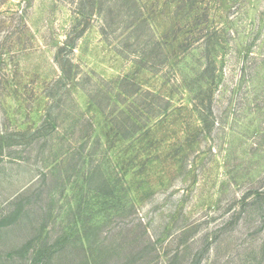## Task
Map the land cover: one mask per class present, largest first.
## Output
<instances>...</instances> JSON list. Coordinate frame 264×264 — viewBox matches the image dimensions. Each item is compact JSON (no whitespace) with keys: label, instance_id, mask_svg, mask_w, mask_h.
<instances>
[{"label":"rangeland","instance_id":"1","mask_svg":"<svg viewBox=\"0 0 264 264\" xmlns=\"http://www.w3.org/2000/svg\"><path fill=\"white\" fill-rule=\"evenodd\" d=\"M0 264H264V0H0Z\"/></svg>","mask_w":264,"mask_h":264},{"label":"trees","instance_id":"2","mask_svg":"<svg viewBox=\"0 0 264 264\" xmlns=\"http://www.w3.org/2000/svg\"><path fill=\"white\" fill-rule=\"evenodd\" d=\"M176 4L177 3H171V6H173V7H175L176 6ZM140 12H141V10H140ZM142 15V14H141ZM164 22V21H163ZM178 31H175V32H171L170 33V35L172 36V37H174V36H178L176 33H177ZM188 38V37H187ZM187 38H184L183 40H187ZM162 40L164 41V44H165V46H167V44H168V39L165 37V36H163L162 37Z\"/></svg>","mask_w":264,"mask_h":264}]
</instances>
